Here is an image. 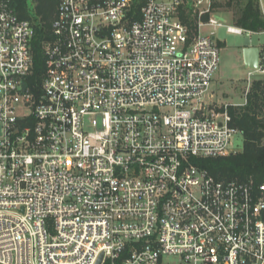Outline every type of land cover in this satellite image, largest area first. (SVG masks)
Returning <instances> with one entry per match:
<instances>
[{"label": "built area", "instance_id": "obj_1", "mask_svg": "<svg viewBox=\"0 0 264 264\" xmlns=\"http://www.w3.org/2000/svg\"><path fill=\"white\" fill-rule=\"evenodd\" d=\"M212 4L58 0L39 82L34 24L0 0V264H264V183L192 162L243 136L212 92Z\"/></svg>", "mask_w": 264, "mask_h": 264}, {"label": "trees", "instance_id": "obj_2", "mask_svg": "<svg viewBox=\"0 0 264 264\" xmlns=\"http://www.w3.org/2000/svg\"><path fill=\"white\" fill-rule=\"evenodd\" d=\"M12 5L22 19L30 20L35 27L34 66L32 80L41 81L45 72V54L43 45L50 37L52 22L55 18L58 0H35L34 12L30 11L28 0H11ZM142 2L137 5V10ZM225 6L215 2L213 8ZM234 11L233 23L236 27L254 33L264 32V16L258 0H229L226 4ZM210 15H205L207 22ZM182 21L196 30L198 19L188 6L181 12ZM222 44L219 46L221 47ZM232 125L244 136L242 152L219 158H193V164L221 181H238L252 184L255 188L264 183V79L256 80L247 95V103L239 107H230Z\"/></svg>", "mask_w": 264, "mask_h": 264}, {"label": "rangeland", "instance_id": "obj_3", "mask_svg": "<svg viewBox=\"0 0 264 264\" xmlns=\"http://www.w3.org/2000/svg\"><path fill=\"white\" fill-rule=\"evenodd\" d=\"M264 16V0H258ZM217 2L225 6L213 8V4ZM229 0H213L212 11L210 17L215 15V19L221 26L205 27L202 30L204 36H210L212 33L216 35V41L222 44L220 47V65L214 76L212 92L215 95L217 104H228L233 107L243 106L247 103V95L256 80H263L264 76L255 74L246 70L243 65V48L246 46H257L264 48V32L249 34L247 32L237 34L228 31L229 26H235L233 23L234 11L228 8L226 4ZM30 11L33 13L36 2L28 0ZM189 7H192L190 5ZM205 6L203 5L201 9ZM209 17V18H210ZM234 143L238 146L240 152L244 147V137L239 135L235 137Z\"/></svg>", "mask_w": 264, "mask_h": 264}, {"label": "water", "instance_id": "obj_4", "mask_svg": "<svg viewBox=\"0 0 264 264\" xmlns=\"http://www.w3.org/2000/svg\"><path fill=\"white\" fill-rule=\"evenodd\" d=\"M261 49L257 46H246L243 48V65L246 70L257 71L260 68ZM26 87V84H24ZM103 255L96 264H102Z\"/></svg>", "mask_w": 264, "mask_h": 264}]
</instances>
